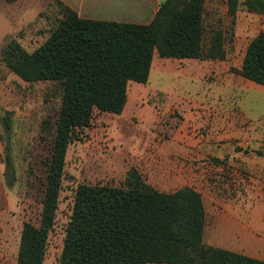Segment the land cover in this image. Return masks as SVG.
<instances>
[{
	"label": "rangeland",
	"instance_id": "1",
	"mask_svg": "<svg viewBox=\"0 0 264 264\" xmlns=\"http://www.w3.org/2000/svg\"><path fill=\"white\" fill-rule=\"evenodd\" d=\"M61 18L56 3L28 17L0 47V264L16 263L24 224H40L63 91L59 82L22 79L3 62L2 48L16 38L34 52ZM205 22L223 30L226 59L156 53L152 67L160 61V74L131 81L125 111L96 112L69 145L44 264H60L78 186L120 185L131 168L160 191L201 192L207 244L241 250L244 233L258 227L264 234V155L256 152L264 145V85L239 72L249 44L264 32V14L239 0L233 16L228 0H206Z\"/></svg>",
	"mask_w": 264,
	"mask_h": 264
},
{
	"label": "trees",
	"instance_id": "2",
	"mask_svg": "<svg viewBox=\"0 0 264 264\" xmlns=\"http://www.w3.org/2000/svg\"><path fill=\"white\" fill-rule=\"evenodd\" d=\"M60 5L61 20L34 52L16 38L2 48L3 62L22 79L59 82L63 89L41 221L24 224L14 264H44L69 145L92 125L96 112L124 111L130 82H148L156 53L227 57L223 30L206 25V0H163L149 24L82 18ZM238 5L239 0H228L229 14L234 16ZM245 5L264 14V0H245ZM239 72L264 85V32L249 44ZM3 121L10 125L8 118ZM256 152L264 155V145ZM7 164L13 165L10 154ZM206 224L201 192L191 186L160 191L131 168L120 185L78 186L60 264H264V259L207 244Z\"/></svg>",
	"mask_w": 264,
	"mask_h": 264
},
{
	"label": "crops",
	"instance_id": "3",
	"mask_svg": "<svg viewBox=\"0 0 264 264\" xmlns=\"http://www.w3.org/2000/svg\"><path fill=\"white\" fill-rule=\"evenodd\" d=\"M162 2L163 0H0V47L8 36L28 21V17L41 14L56 3L70 7L82 18L149 24ZM162 67L160 61L154 63L148 82H151V73L154 71L160 74ZM260 231L262 229L254 227L244 233L242 249L233 250L264 259V234Z\"/></svg>",
	"mask_w": 264,
	"mask_h": 264
},
{
	"label": "water",
	"instance_id": "4",
	"mask_svg": "<svg viewBox=\"0 0 264 264\" xmlns=\"http://www.w3.org/2000/svg\"><path fill=\"white\" fill-rule=\"evenodd\" d=\"M0 116H4V110H2V108L0 107Z\"/></svg>",
	"mask_w": 264,
	"mask_h": 264
}]
</instances>
